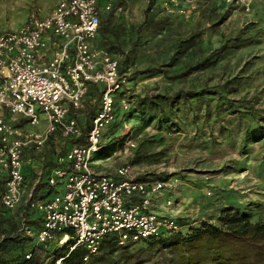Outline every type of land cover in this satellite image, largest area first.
<instances>
[{
  "label": "rangeland",
  "instance_id": "374dc122",
  "mask_svg": "<svg viewBox=\"0 0 264 264\" xmlns=\"http://www.w3.org/2000/svg\"><path fill=\"white\" fill-rule=\"evenodd\" d=\"M53 2L0 0V28L14 31L37 11L45 17ZM124 6L125 14L104 20V36L97 34L94 43L132 70L127 92L138 103L126 116L122 114L128 111L119 110V120L103 137L107 148L99 158L134 166L142 180L176 185L168 195L174 212L182 208L180 213H186L179 218L184 233L203 222L218 225L228 207L247 213L253 223L264 221V0H254L249 14L228 12L219 0H208L202 14L189 22L167 18L158 6L151 14L164 23L142 28L148 2L131 0ZM192 37L191 48H176ZM157 97L161 100L154 101ZM145 99L146 107L138 109ZM36 112L41 121L34 129L43 131L47 121L38 106ZM168 113L170 126H160L157 116ZM84 115L90 122V115ZM126 135L135 143L130 155L114 156L111 142ZM64 147L58 136L39 157L49 152L55 157ZM25 185L22 204L11 212L0 211V241L19 229L17 247L0 254L11 259L34 251L47 264L55 243L36 242L35 212L26 201L33 185L28 179ZM38 188L37 194L55 193L48 185Z\"/></svg>",
  "mask_w": 264,
  "mask_h": 264
},
{
  "label": "built area",
  "instance_id": "2783aa9c",
  "mask_svg": "<svg viewBox=\"0 0 264 264\" xmlns=\"http://www.w3.org/2000/svg\"><path fill=\"white\" fill-rule=\"evenodd\" d=\"M206 1L160 0L159 5L166 16L189 22L202 14ZM253 1L222 0L230 11L245 14L251 12ZM110 13H126L121 0H60L45 17L37 11L14 31L0 28V174L6 178L1 205L14 210L21 203L25 148L39 150L56 132L63 139L83 138L85 145L72 143L51 173L47 184L54 195L31 203L41 217L36 242L61 247L70 238L66 231H71L73 243L66 257L80 248L85 251L83 262L98 255L110 238L125 246L180 230L176 218L151 210L160 200L165 201V210L172 208L167 194L176 185L142 180L130 164L105 167L94 160L105 149L103 137L117 120L114 96L129 90L132 77L130 68L120 70L114 54L94 45L102 16ZM90 85L102 87L97 103L87 101ZM132 100L127 92L120 101L124 111ZM37 106L47 127L27 132L19 120L38 126ZM91 107L96 111L83 131L78 117ZM134 145L128 135L117 139L114 156L128 157Z\"/></svg>",
  "mask_w": 264,
  "mask_h": 264
},
{
  "label": "trees",
  "instance_id": "16d2710c",
  "mask_svg": "<svg viewBox=\"0 0 264 264\" xmlns=\"http://www.w3.org/2000/svg\"><path fill=\"white\" fill-rule=\"evenodd\" d=\"M221 4H225L222 0H219ZM156 0H148V7L145 10V17L142 23V27L156 25L161 26L163 21H155V14H151L152 8L155 6ZM229 12V9H227ZM115 15L110 13L105 18L101 19V25L98 33L101 36L105 33L107 26L104 20L107 22L110 17ZM104 36V35H103ZM195 37L185 41H179L177 49L181 48L186 50L194 45ZM184 44V49H183ZM108 52L109 50L106 49ZM202 66L203 64H198ZM121 71H125L124 67L119 63ZM90 92L87 96V101L91 104L92 100L95 103L101 98L102 87L90 85ZM127 91L118 92L114 96V110L116 122L110 127L106 134L114 128V125L119 120V114L122 112V107L118 105ZM186 96L193 99L195 95L190 93ZM177 97V95H176ZM161 100V97H157L156 100ZM150 101V100H149ZM145 100H140L139 108H145ZM152 102V101H151ZM138 103V98L134 97L131 101L132 110H128L129 113H123L122 116L130 114L135 111ZM133 104V105H132ZM156 104V103H154ZM88 114L91 119L92 114L96 111L95 107H91ZM119 110L121 112L119 113ZM139 111V110H138ZM157 112V109H155ZM156 114V113H155ZM159 118L160 126H170L171 117L168 114H161L157 116ZM157 117H154L157 118ZM87 123H89L87 121ZM87 127L83 128V131ZM114 136L113 132H110ZM117 139L111 142L114 148ZM69 144L75 143L78 145H85V141L82 139L69 140ZM106 146V145H105ZM107 147H105L106 149ZM104 149V150H105ZM103 150H100L95 156L100 155ZM5 183V182H3ZM3 188H0V197L3 193ZM0 211L3 212V208L0 204ZM179 227L178 232H165L159 237L149 238V240L128 244L125 246H119L112 238L105 240L101 245L100 253L96 256L89 258L86 262H83L85 251L77 248L74 251L69 252V246L73 243L72 232L67 234L70 236L69 240L63 246L55 244L51 254V260L47 264H53L55 259L64 258L61 264H264V221L251 222L247 213H240L233 211L231 208H225L222 210L218 221L219 224L202 223L196 229H190V232L184 233L181 228L184 227L182 219H176ZM19 232L18 228L13 229V235L11 239H4L0 241V250L15 249L17 243L14 241ZM52 246V244H50ZM31 254L30 259H26L25 255ZM19 256H15L11 259H3L0 254V264H41L40 255L34 251H30Z\"/></svg>",
  "mask_w": 264,
  "mask_h": 264
},
{
  "label": "crops",
  "instance_id": "0c3cea01",
  "mask_svg": "<svg viewBox=\"0 0 264 264\" xmlns=\"http://www.w3.org/2000/svg\"><path fill=\"white\" fill-rule=\"evenodd\" d=\"M39 1L41 2L42 0H39ZM59 1L60 0H54L51 12L53 11L54 7L56 6V4ZM121 1H122L123 4H125V2L129 3L131 0H121ZM145 2L147 3L148 0H145ZM159 2H160V0H157V2L154 4L156 8L158 6L160 8ZM226 9H228V7H226ZM105 17H106V15L102 16V18H105ZM166 17L170 18L168 16H166ZM170 19H173V18H170ZM94 45H96V44L94 43ZM78 119H79V124L81 125L82 128L88 127L90 125L91 121L89 123H87L88 120L85 118V115L83 113H81V115H79ZM19 121H20V126L23 128V130H25L27 132L38 131V130L34 129V127H36V126H33V127L29 126L27 121H25L23 119H20ZM30 128H33V129H30ZM38 132H40V131H38ZM58 136L64 142L65 147L62 150H60V153H57V155L55 157L49 156V154H50V152H49V153H45L43 155V157L40 158L39 156L42 155V153H43L42 150L48 144V141L50 142L54 138H57ZM48 141L39 150H35V149H32V148H25L24 151H23V153H24V155H23L24 162H23L22 169H23V173H24V183H23L24 186H23V194H22V199H21V203L20 204H22L23 198L27 195V194L25 195V189H26L25 183H26L27 179L30 180L32 182V185H33L32 189L28 193V199L29 200L26 199L27 202H29V201L36 202V200H43V199L44 200H48V199H50L52 197V194H50V192H44V193H38L37 194L38 191L36 189H40L38 187H40V185H42V184H44L45 186L48 185L47 181L50 178L51 173L53 172L54 169H56L60 165V163H59L60 159L64 156V154L66 153L65 151L70 147L71 144L68 143L69 139H67V138L63 139V137L60 136L59 132H56V133L50 135V138H49ZM114 146H115V144H114ZM46 156H47V158H46ZM117 156H119V155H117ZM94 160L98 164L99 163L104 164L105 167L118 166V165H113V164L107 162V160L102 161V159L99 158V155L98 156L94 155ZM5 179H6L5 175L4 174H0V188H3L4 190H5V186H4L5 183H3V182H5ZM4 190H3V192H4ZM49 191H51L50 187H49ZM168 194H167V197H169ZM2 195H3V193H2ZM37 195H38V197H37ZM169 199H171V198L169 197ZM164 203H165L164 200H160V201L156 202L151 207V210L156 212V213H158V214H160V215H164L165 213H167L168 215H171V216H173L176 219H179L180 216H186L185 215L186 213H180V212H182V208H180V211L176 210L175 212H174V209H172V208H169V209L167 208L165 210ZM0 204H1V202H0ZM179 205H181V204H178L177 206L179 207ZM26 206L28 208H30V204H28V205L26 204ZM3 210H5V209H3ZM14 210H5V211H10L11 212V211H14ZM34 212H35V215L33 216L32 220H33V222H35V224L37 223V230H36V233H37V231H38V229L40 227L41 217L39 216L37 211L34 210ZM187 214H190V213H187Z\"/></svg>",
  "mask_w": 264,
  "mask_h": 264
}]
</instances>
